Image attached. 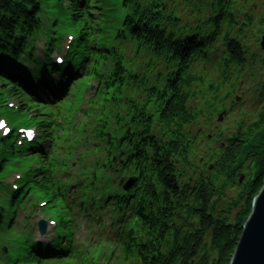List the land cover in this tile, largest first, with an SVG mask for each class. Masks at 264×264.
Returning <instances> with one entry per match:
<instances>
[{"label": "trees", "instance_id": "1", "mask_svg": "<svg viewBox=\"0 0 264 264\" xmlns=\"http://www.w3.org/2000/svg\"><path fill=\"white\" fill-rule=\"evenodd\" d=\"M70 1L74 13L68 25L75 33L80 29L72 58L67 59L64 66H56L49 55L44 60L38 58L31 46V41L36 40V34L44 26L41 19L43 0H0V98L2 103L9 97L14 98L23 110L31 109L36 103L33 92H20L26 88L40 89L37 84H30V78H35L38 84L45 79L60 85L62 81L55 77L59 75L58 70H63L64 78L67 70L78 77L80 65L76 54L84 48L88 52L85 63L100 59L90 54V50L105 51L111 58V65L98 83L100 94L107 97L103 98L105 106L101 107L100 115L81 121L77 127L75 123L80 114L76 107L81 104L78 103L72 107L74 110H67L62 124L54 114L45 119L38 117L37 122L46 134L74 131L65 141L60 137L53 139L54 148H59L60 142L66 146L62 148V165L59 170L54 167L58 172H49L51 179L58 181L63 175L70 180L71 162L76 160L78 174L84 178L82 187L85 188L87 180L93 183L83 195L82 212L92 214L111 205L114 207L109 226L111 257L106 261H100L99 256L84 258L80 264H230L243 227L252 213L253 200L264 186V81L257 95L261 109L255 120L240 123L231 136L212 137L217 140L218 147L208 149L204 161L202 158L195 160L197 155L192 152L202 132L192 137L189 130L203 118V111L212 115L225 111V101L241 86V79L249 76L246 75L249 66H253V72L258 70L257 65L264 67V53L260 49L257 55L250 53L240 43V32L248 28L251 21L245 18L240 32L234 33L236 18L242 12L233 5V0H122L126 12L124 20L120 22L115 13L117 21L105 25L101 23L103 14L95 16L90 12L87 14L89 20L82 21L84 16L79 4L76 0ZM107 1L92 0L90 10ZM257 1L264 0H253V3ZM177 4L183 5L181 17L192 22L181 29H186L185 34L176 29ZM201 7L210 13L208 18L199 15ZM193 10L198 14L192 13ZM261 25L264 28V20ZM104 26L109 30L104 32ZM56 31L49 32L48 46L62 37ZM103 33L113 35L107 37L108 46L102 43ZM121 39H128L126 44L134 46L132 60L142 56L157 82H150V76L143 72L128 70L126 52L118 46ZM220 41L224 50L214 62L212 49ZM98 42L104 44L103 49ZM197 53L203 55L200 65L211 64L218 71L216 78L206 81L210 70L192 64L191 58ZM251 55L252 60L249 59ZM161 67L165 70L163 76ZM232 70L236 71L233 76ZM89 75L85 73L86 78ZM253 78L256 75L253 74ZM77 80L84 81L81 77ZM227 85L230 89L225 88ZM196 86H207L212 94L201 104L197 101L191 106V102L197 100ZM123 87L129 94L127 103L135 107V112L124 123H120V114L115 115L117 124L112 130L107 103L111 99L120 105ZM112 89L116 96L111 98ZM140 103L152 110H137ZM39 110L43 111L39 116H46L50 111L42 107ZM86 110L87 107H83L80 112ZM57 113L55 115H59ZM11 138L0 139V156L4 155L0 159V174L8 157L40 150L43 144L39 140L20 149ZM33 160L37 161L32 157L28 162ZM40 165L44 167V161ZM41 167L33 170L28 166L24 182L38 183L43 175L40 182L47 184L50 179L45 172L40 173L44 170ZM122 176H138L139 184L131 194L118 190L116 185ZM47 188L56 198L66 197L62 187L58 189L52 184ZM8 194L15 197L10 191ZM93 222L102 229L108 226L102 218L93 217Z\"/></svg>", "mask_w": 264, "mask_h": 264}, {"label": "rangeland", "instance_id": "2", "mask_svg": "<svg viewBox=\"0 0 264 264\" xmlns=\"http://www.w3.org/2000/svg\"><path fill=\"white\" fill-rule=\"evenodd\" d=\"M253 4V8H252ZM233 5L236 6L237 10L242 12L241 16L236 18L237 24L234 29V33L237 34L240 32V29L242 27V24L245 22V18H248L249 21L247 22L249 27L245 28L243 32H240L241 35V41L243 47L248 48L247 50L250 53L258 54V51L260 49V39L261 36L260 33L264 31L263 26L261 25L262 15L264 14V1H257L253 3V1L246 2L245 0H233ZM54 6V7H52ZM114 8V14L118 13L115 6H112ZM176 8L183 9L182 4H177ZM184 10V9H183ZM43 17H46V21H49L51 17L54 16V14L58 15L60 20L67 21L68 20V13L64 10H62L59 6H56V0H45L43 2ZM190 11V10H189ZM192 13H197V10H193ZM119 14H124L122 12H119ZM209 12L205 9V7H201V17L208 18ZM116 16V15H115ZM192 25V22L188 20V25ZM225 26V23H223ZM48 28L44 26V32H48ZM68 30H63V32H67ZM224 48L222 47V41H220L214 49H212L211 58L214 62H217L218 57H220L223 53ZM133 53V49L130 48L128 50L129 57L131 58V55ZM253 55L249 56V59L252 60ZM140 63V66H139ZM158 62L155 63V65ZM253 63V62H252ZM132 65H130V68L136 72V71H145L146 63L144 62L143 57H139L135 63L131 62ZM158 67V65H156ZM170 67V65H168ZM205 66V69L210 70V74L206 81L209 78H216L218 76V71L211 66V64H201L199 66L202 67ZM171 68V67H170ZM164 68L161 67V70ZM213 69V70H211ZM256 69L257 71L253 72V66H249L246 72V75L248 74V77H244V79H241V86L237 88V91L233 94L232 97L227 99L225 101V110L227 112V115L225 116L224 120L222 122H219V114L218 115H212L208 114L207 111H203V118L195 124L190 130L189 133L192 135V137L196 136L199 132H202L200 135L197 143L192 146V152L196 153L197 158L195 160H198L200 158L201 161H204L206 158V153L208 149H216L218 147L217 140L212 139V137H217L218 134H222L224 137L231 136L236 130L240 123L242 122H252L256 118V114L261 109L260 103L258 101L257 95H259V88L261 83L264 81V67L261 68L260 65H257ZM232 76L236 74V71L232 70ZM253 74L256 75V78H253ZM164 75V72L162 73ZM152 78V76H151ZM235 81V78L233 79ZM232 81V82H233ZM238 82V80H236ZM240 83V81H239ZM230 86H225V88H229ZM194 95L196 97V101L191 102V106H195L197 101L199 104H201V101L204 98H209L212 94V90H210L207 86H196L194 87ZM97 89H95L92 93H88L87 96L92 95L94 92H96ZM113 93V90L111 91ZM224 95V93H223ZM108 110V109H107ZM0 113L2 114V117H4L9 125L13 128L12 125L13 122V116L14 112L9 111L7 109L0 110ZM93 113L95 115H99V111L93 110ZM18 123H14L15 126H17ZM19 161H23L24 158L20 157L18 159ZM17 169V168H15ZM39 186L38 184L36 185ZM45 214L48 216H56L54 213V209H45ZM52 217V216H51ZM26 218V216L21 213L18 216V220L16 223V229L19 231L17 234H21L22 237L24 236V232L26 234L30 233V230H32L33 234L36 233V226L37 221L40 219L38 217L30 220V226L23 227V219ZM59 221V220H58ZM86 231L83 229L81 232L82 238L81 244L85 245L86 247L92 248L96 246L98 242L99 237V226L96 228L90 229L88 228L86 224ZM27 230V231H26ZM65 229L62 227L60 231H64ZM73 228H70L68 231L71 232ZM107 235V234H106ZM104 235L103 237H105ZM10 236L7 235L6 239H8ZM16 237V236H14Z\"/></svg>", "mask_w": 264, "mask_h": 264}, {"label": "water", "instance_id": "3", "mask_svg": "<svg viewBox=\"0 0 264 264\" xmlns=\"http://www.w3.org/2000/svg\"><path fill=\"white\" fill-rule=\"evenodd\" d=\"M261 48L264 51V36ZM223 117L220 116V121H223ZM134 182L135 179L129 181L125 190L129 191ZM230 264H264V186L253 200L252 213L243 227Z\"/></svg>", "mask_w": 264, "mask_h": 264}, {"label": "bare ground", "instance_id": "4", "mask_svg": "<svg viewBox=\"0 0 264 264\" xmlns=\"http://www.w3.org/2000/svg\"><path fill=\"white\" fill-rule=\"evenodd\" d=\"M72 58V56L70 55V56H68V59H71ZM58 72V74H60L61 75V73L63 72V70H58L57 71Z\"/></svg>", "mask_w": 264, "mask_h": 264}]
</instances>
